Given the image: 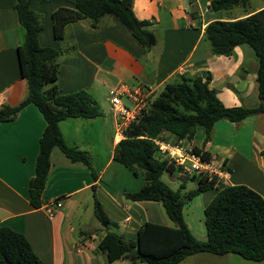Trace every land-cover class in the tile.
<instances>
[{"label":"crops","instance_id":"obj_1","mask_svg":"<svg viewBox=\"0 0 264 264\" xmlns=\"http://www.w3.org/2000/svg\"><path fill=\"white\" fill-rule=\"evenodd\" d=\"M16 1L0 0V108L19 105L27 92L18 61L24 31ZM212 1L134 0L135 16L151 22L147 28L156 38V44L146 50L112 16L102 17L95 27L89 19L69 23L64 38L57 39L52 15L59 9H74V0H30V8L42 16L44 24L39 44L61 52L56 82L59 92L84 91L100 112L93 119L70 118L59 123L65 143L87 152L91 167L73 162L60 148H54L40 208L30 204L29 185L35 176L46 121L39 109L29 104L15 119L0 123V228L24 234L45 264H110L106 254L97 249L105 229L94 214L95 197L113 222L111 230L127 240H137L145 223L174 226L162 203L126 197L139 191L144 179L113 159L122 139L116 136L118 120L109 99L120 84L146 86L159 93L180 76L209 75L210 87L226 107L259 106L258 59L252 47L238 46L230 56L214 55L204 31L212 21L242 19L263 9L264 4L250 10L236 7L214 11ZM164 137L178 143L172 134ZM204 140V128L199 126L193 140L179 142L224 162L230 176L184 207V220L200 241L207 240L204 210L223 187L244 185L264 199V114L239 123L220 120L209 141ZM169 174L181 179L185 184L182 190H186L185 175L177 170ZM182 190L185 196L188 192ZM199 198L198 224L195 220L190 224L187 211ZM55 200H60L62 207L49 217L44 208ZM112 264L131 263L120 259ZM178 264H264V259L252 261L232 253L199 252Z\"/></svg>","mask_w":264,"mask_h":264},{"label":"trees","instance_id":"obj_2","mask_svg":"<svg viewBox=\"0 0 264 264\" xmlns=\"http://www.w3.org/2000/svg\"><path fill=\"white\" fill-rule=\"evenodd\" d=\"M134 0H74V9H59L52 15L54 34L64 38L66 25L89 19L97 26L104 16L118 19L146 49L156 44L154 34L147 28L150 21L139 20L133 12ZM249 0H213L214 11H228L236 7L246 9ZM15 9L24 42L18 48V61L27 92L22 102L14 107L0 108V123L13 120L29 104L42 113L46 127L40 139V151L35 176L29 185V200L34 208L42 205V193L50 171V157L54 148H60L73 162L91 167L87 152L68 146L59 123L70 118L93 119L100 115L96 102L84 91L61 94L56 84L59 73L60 51L39 44L44 24L42 16L30 8V0H17ZM214 55L230 56L234 49L249 45L258 59L257 83L260 104L256 108L226 107L216 91L210 87L211 77L180 76L165 85L151 108L128 130L114 150L113 159L142 176V188L126 197L132 201L162 203L173 227L145 223L138 231L137 240H127L111 230L113 222L95 197L94 214L105 229L97 242V249L106 254L110 264L127 259L131 264H178L185 257L209 252L217 255L237 254L247 260L264 259V199L244 185L220 189L204 210L207 240H198L184 220L185 205L197 195L215 187L199 175H186L198 183L185 196L162 180L164 172L179 171L173 162L156 157L155 139L167 140L172 134L177 142L193 140L196 129L202 126L207 143L215 124L223 119L239 123L249 116L264 114V8L237 20H215L204 31ZM204 158L209 154L195 149ZM0 264H45L34 252L22 233L8 227L0 228Z\"/></svg>","mask_w":264,"mask_h":264},{"label":"built area","instance_id":"obj_3","mask_svg":"<svg viewBox=\"0 0 264 264\" xmlns=\"http://www.w3.org/2000/svg\"><path fill=\"white\" fill-rule=\"evenodd\" d=\"M157 91L141 85L120 84L110 96L111 110L118 122L116 136L123 139L126 130L136 123L152 106ZM157 147L156 157L168 159L184 175H199L209 181L215 180V185L227 180L230 171L224 162L211 157L204 158L201 153L188 143L155 139ZM62 207L60 200L52 201L44 210L49 217H53L56 210Z\"/></svg>","mask_w":264,"mask_h":264},{"label":"rangeland","instance_id":"obj_4","mask_svg":"<svg viewBox=\"0 0 264 264\" xmlns=\"http://www.w3.org/2000/svg\"><path fill=\"white\" fill-rule=\"evenodd\" d=\"M262 4H264V0H249V6L246 9L247 10L254 9L257 6H260ZM238 10H240V9H238ZM240 11H242V10H240ZM162 180L165 183H167L174 190H178L180 188L181 183H182L181 179H175L168 172L163 173ZM196 186H197L196 182L188 179L187 188H186V190H182V192L184 193V192H189L191 190H194ZM200 203H201V199L200 198L196 199V201H193V203H192L193 205L192 204L190 205L191 208H189L187 211L186 219H187V221H189L190 224L194 220H195L196 224H198V220H199L198 208H199ZM202 222L204 224V219L202 220Z\"/></svg>","mask_w":264,"mask_h":264}]
</instances>
